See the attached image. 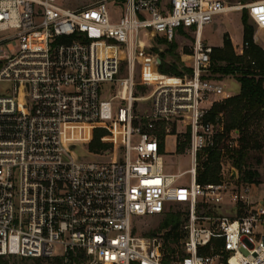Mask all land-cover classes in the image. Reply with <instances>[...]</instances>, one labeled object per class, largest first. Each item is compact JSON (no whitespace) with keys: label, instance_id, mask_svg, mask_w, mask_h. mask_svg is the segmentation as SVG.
<instances>
[{"label":"built area","instance_id":"built-area-1","mask_svg":"<svg viewBox=\"0 0 264 264\" xmlns=\"http://www.w3.org/2000/svg\"><path fill=\"white\" fill-rule=\"evenodd\" d=\"M64 1L0 0V257L168 264L158 238L133 234V218L186 204L183 255L171 264H264V198L251 200L255 184L197 182L200 153L224 157L240 148L239 131L225 134L223 118L207 121L229 96L208 75L212 47L203 30L234 9L264 29V0L234 7L226 0H99L74 9ZM180 29L196 35L190 72L136 97L141 34L171 41ZM123 63L122 90L103 99L102 85L118 81ZM143 100L151 107L138 121L134 105ZM179 127L190 136L192 167L168 174L158 131L169 136ZM97 130L106 131L101 142L113 143L112 154L91 151ZM187 173L189 186L180 184ZM231 178L238 180L235 168ZM222 205L235 215L202 211Z\"/></svg>","mask_w":264,"mask_h":264},{"label":"rangeland","instance_id":"rangeland-1","mask_svg":"<svg viewBox=\"0 0 264 264\" xmlns=\"http://www.w3.org/2000/svg\"><path fill=\"white\" fill-rule=\"evenodd\" d=\"M98 1L99 0H65L64 2L67 8L74 9L86 7L95 4ZM255 1L260 0H247L245 3H241L239 0H226L227 5L233 7L240 4L246 5ZM244 12L245 9L234 10L215 17L213 23L204 28L202 33V42L212 46V48L218 47L224 42V35L228 34L230 38L234 39L235 41V45L233 41L232 45L234 52L238 55L239 49L245 43L244 40L242 42L244 32L242 17ZM249 24L253 26L255 30V44L258 45L257 42H264V29L261 33V30L252 22L250 18ZM139 39L143 45L141 48H138L136 67L134 70V88L136 97L147 98L159 86L174 82H181L184 80V76L190 72V67L192 64L191 56L196 39L194 31L184 29L177 30L171 41L166 39L163 35L145 31L143 34H141ZM162 40H167L168 43L163 44L161 43ZM162 65L168 66V70L173 68L177 69L178 72H180V75L161 72L160 67ZM208 75H211V77H215L217 79H221L223 82H225L227 84V93L231 95L239 93L240 83L238 82L236 76L221 77L220 74L215 73L212 70L208 73ZM127 76L128 70L126 65L123 63L117 78L118 81L113 83L111 86L108 83L102 85V98L107 99L110 96L116 95L120 90H122V81ZM150 105L151 103L148 100L135 103V115L140 117L138 121H142L141 118L149 113L151 107ZM181 130V127H179V129L176 128L171 135L164 136L166 148L165 150H161V154L164 157L165 171L168 174L184 173L189 171L192 167V158L187 152L190 144V136L188 133H179ZM158 133L163 135L162 130H159ZM242 135L243 133H240V137ZM244 136L246 138V142L249 144L245 168L247 171L258 172L260 175L259 178H257L258 182H255V187L250 191L251 200L256 201L258 199L264 198V117L254 116L252 119H250V127L245 130ZM109 140L111 141L113 139ZM179 145L184 146V150L181 152H179L176 148ZM84 150L86 151L85 147H78L76 149L80 157L86 160H91ZM112 151L113 143L111 142L107 148L92 152L110 155L112 154ZM205 153L206 152H203L199 155V165L197 171L199 170L200 172H204V162L207 158ZM221 163H223V166L221 165L222 181H225V183L230 187L236 186L239 189L246 185L245 182H242L239 179V175L238 180L231 178V169L234 167L228 156L221 157ZM190 181L191 176L187 173L180 180V184L189 186ZM202 211H206L208 215L212 214L214 216H234L236 213V209H232L230 205H222L220 207L209 206V208H206V210L202 209ZM168 213L181 214L184 225L188 215V205H173L168 212L158 216L143 218L134 217L133 234L139 237L158 238L165 248L166 244H168L166 239V233L168 230L161 229V225L166 220ZM170 246L174 247L175 245L170 243ZM59 252L62 253V249H59ZM0 264H50V261L47 259H20L16 257H2L0 258Z\"/></svg>","mask_w":264,"mask_h":264},{"label":"trees","instance_id":"trees-1","mask_svg":"<svg viewBox=\"0 0 264 264\" xmlns=\"http://www.w3.org/2000/svg\"><path fill=\"white\" fill-rule=\"evenodd\" d=\"M247 0H239L245 3ZM249 14L245 10L242 17L244 29L243 39L249 44V48L244 55L240 56L234 52L232 40L228 34L224 35L223 47L212 48L211 70L215 73L225 76H236L241 84L239 95L228 98L224 101L213 105L208 113L207 121L216 123L217 120H224L225 134L238 130L243 135L240 137V148L233 154H228L229 160L232 161L233 167L237 170L239 179L245 183H254L259 178L258 172L246 170V160L248 157L249 144L244 136L245 130L250 127V119L255 117H264V51L255 44V30L249 24ZM161 43H168L162 40ZM163 73H174L180 75L177 69L168 70V66L160 67ZM106 135V131L97 130L94 134L90 149L100 151L107 148L108 145L101 142V138ZM164 144V134L161 135ZM179 152L184 150V146L177 147ZM204 172L197 171V182L201 185L219 184L222 182L221 175V155L215 151L205 153ZM199 158V156H198ZM258 182V181H257ZM182 215L179 213H168L167 218L161 225V229L168 230L166 233V244L164 251L166 254V263L176 256H182ZM170 243L175 246L171 247ZM2 258V257H0ZM50 264H60L59 260L50 261Z\"/></svg>","mask_w":264,"mask_h":264},{"label":"crops","instance_id":"crops-1","mask_svg":"<svg viewBox=\"0 0 264 264\" xmlns=\"http://www.w3.org/2000/svg\"><path fill=\"white\" fill-rule=\"evenodd\" d=\"M262 31H263V29H261V33H262ZM243 35H244V32H243ZM232 41H233V43H234V45H235V41H234V39H231ZM243 38H242V42H243ZM224 43V42H223ZM223 43H222V45L221 46H218V47H223ZM257 44L263 49L264 48V42H257ZM212 47V46H211ZM224 84L226 85V89H227V84L224 82ZM240 92H241V84H240V90H239V93L238 94H235V95H231V94H229V93H227L228 94V96H229V98H231V97H234V96H237V95H239L240 94ZM238 131V130H237ZM168 138V137H167ZM167 138H166V140H167ZM175 145H176V140H175ZM165 148H166V142H165V138H164V144H163V147H162V150H165ZM177 148V147H176ZM232 170V169H231Z\"/></svg>","mask_w":264,"mask_h":264},{"label":"bare ground","instance_id":"bare-ground-1","mask_svg":"<svg viewBox=\"0 0 264 264\" xmlns=\"http://www.w3.org/2000/svg\"><path fill=\"white\" fill-rule=\"evenodd\" d=\"M234 10H238V9H234ZM234 10H232V11H234Z\"/></svg>","mask_w":264,"mask_h":264}]
</instances>
